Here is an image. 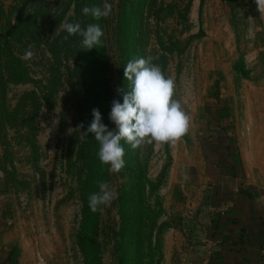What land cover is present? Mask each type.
I'll list each match as a JSON object with an SVG mask.
<instances>
[{
  "label": "rangeland",
  "instance_id": "374dc122",
  "mask_svg": "<svg viewBox=\"0 0 264 264\" xmlns=\"http://www.w3.org/2000/svg\"><path fill=\"white\" fill-rule=\"evenodd\" d=\"M23 2L0 0L2 263L182 264L208 223V154L225 148L264 175V13L255 0H107L111 15L94 21L87 0H29L20 15ZM65 20L101 25L103 61L100 46L64 39ZM141 57L174 80L189 130L135 150L121 141L125 167L109 173L78 119L123 103L124 67ZM102 181L118 197L93 212Z\"/></svg>",
  "mask_w": 264,
  "mask_h": 264
},
{
  "label": "clouds",
  "instance_id": "9594fccd",
  "mask_svg": "<svg viewBox=\"0 0 264 264\" xmlns=\"http://www.w3.org/2000/svg\"><path fill=\"white\" fill-rule=\"evenodd\" d=\"M258 12L264 13V0H255ZM112 5L105 0L103 5H85L82 14L90 16L94 21L106 19L111 15ZM61 29L70 36L79 35L82 39L80 48L91 51L102 47L104 31L99 23H89L82 27L79 22L70 23L65 20ZM35 53L29 49L21 56L23 60H31ZM152 57L132 59L124 67V78L127 91L117 89L123 95V103L113 100L109 120L115 125L110 130L103 122L98 108L92 109V121L86 130L83 123L77 126L80 141L83 142L91 133L99 144L98 158L108 165L109 173H119L125 167V149L121 141L133 150L143 144L175 143L189 130L190 117L179 100L174 98L175 82L166 77L161 67L154 64ZM118 192L107 181L99 183V191L89 195L91 211H102L110 207ZM103 206V207H102Z\"/></svg>",
  "mask_w": 264,
  "mask_h": 264
},
{
  "label": "crops",
  "instance_id": "0c3cea01",
  "mask_svg": "<svg viewBox=\"0 0 264 264\" xmlns=\"http://www.w3.org/2000/svg\"><path fill=\"white\" fill-rule=\"evenodd\" d=\"M205 183L208 223L182 264H264V175L216 148L208 154Z\"/></svg>",
  "mask_w": 264,
  "mask_h": 264
},
{
  "label": "trees",
  "instance_id": "16d2710c",
  "mask_svg": "<svg viewBox=\"0 0 264 264\" xmlns=\"http://www.w3.org/2000/svg\"><path fill=\"white\" fill-rule=\"evenodd\" d=\"M29 0H24L22 6L20 7V9L18 10V13L21 15L23 12V9L25 8V6L28 4ZM87 5L91 6V5H101V0H87ZM1 37V34H0ZM6 42V39L3 40V42H0V48L4 45V43ZM104 53H105V44L104 41L102 39V47H101V51H99L97 58H99V61H103V57H104ZM103 54V55H102ZM1 60V58H0ZM17 80V75H14ZM104 87H108V85H104ZM106 102V101H105ZM109 102L107 103V107H102V106H98L97 108L99 109V111L101 112L102 115V122L107 126L109 123L108 120V108H109ZM90 115H92V113H86L83 116L80 117V119H78V125H80L81 123H83L84 128L81 129V131H84L87 129V127L90 125L89 122V117Z\"/></svg>",
  "mask_w": 264,
  "mask_h": 264
}]
</instances>
